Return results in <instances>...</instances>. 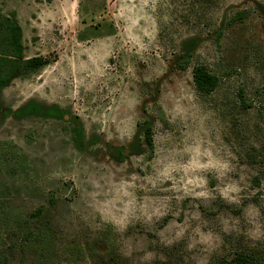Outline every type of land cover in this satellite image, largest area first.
<instances>
[{
  "label": "rangeland",
  "instance_id": "obj_1",
  "mask_svg": "<svg viewBox=\"0 0 264 264\" xmlns=\"http://www.w3.org/2000/svg\"><path fill=\"white\" fill-rule=\"evenodd\" d=\"M4 15L48 64L0 91V201L45 206L56 264L264 256V0H0ZM199 64L219 78L209 94ZM30 102L67 114H13Z\"/></svg>",
  "mask_w": 264,
  "mask_h": 264
},
{
  "label": "trees",
  "instance_id": "obj_2",
  "mask_svg": "<svg viewBox=\"0 0 264 264\" xmlns=\"http://www.w3.org/2000/svg\"><path fill=\"white\" fill-rule=\"evenodd\" d=\"M237 16H234L236 19ZM22 27L17 20L9 17H0V91L16 76L36 72L48 64V60L42 55L24 57L22 44ZM194 81L197 91L202 94L213 92L219 78L216 73L209 70L204 64H199L194 69ZM10 113V111H9ZM15 116L40 115L46 117H65L67 114L58 106H44L38 102H30L24 107L13 112ZM74 128V137L79 146L85 143L83 127L78 122ZM144 135L149 148L154 147L153 126L145 121ZM118 157L126 156L123 149L118 152ZM263 158L264 152L260 153ZM259 161H263L260 160ZM257 163L253 160L252 163ZM257 181L259 177L255 178ZM0 200L1 197H0ZM56 229L52 221L47 217L45 206L37 207L29 217H24L22 212L12 207L7 201H0V264H9L10 256L21 254L19 264H56L57 249L55 239ZM109 234L108 232L106 233ZM111 239V237L109 238ZM111 251L114 258L115 241L110 240ZM66 251V250H64ZM70 260H76L86 256L83 245L75 244L68 247ZM28 255H33L30 263L26 262ZM264 256L262 252L254 248H243L235 253L231 264H262Z\"/></svg>",
  "mask_w": 264,
  "mask_h": 264
}]
</instances>
